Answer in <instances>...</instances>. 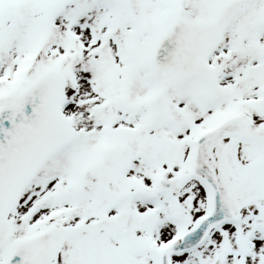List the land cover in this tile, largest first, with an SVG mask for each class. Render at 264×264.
<instances>
[{
    "label": "snow or ice",
    "instance_id": "snow-or-ice-1",
    "mask_svg": "<svg viewBox=\"0 0 264 264\" xmlns=\"http://www.w3.org/2000/svg\"><path fill=\"white\" fill-rule=\"evenodd\" d=\"M0 264H264V0H0Z\"/></svg>",
    "mask_w": 264,
    "mask_h": 264
}]
</instances>
